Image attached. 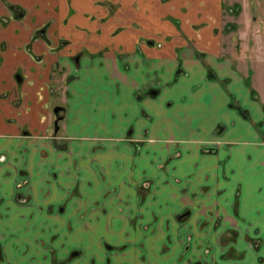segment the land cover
I'll return each mask as SVG.
<instances>
[{
	"label": "crops",
	"instance_id": "0c3cea01",
	"mask_svg": "<svg viewBox=\"0 0 264 264\" xmlns=\"http://www.w3.org/2000/svg\"><path fill=\"white\" fill-rule=\"evenodd\" d=\"M9 1L24 15L0 0L2 243L20 242L4 227L138 229L171 216L190 226L192 243L217 246L193 248L189 264H264V0ZM36 20L51 44L29 41ZM54 78L64 110L51 139L43 104H54ZM22 95L30 119L14 110ZM52 149L69 167L59 187ZM57 194L64 207L53 205ZM107 194L127 195V222H102Z\"/></svg>",
	"mask_w": 264,
	"mask_h": 264
},
{
	"label": "rangeland",
	"instance_id": "374dc122",
	"mask_svg": "<svg viewBox=\"0 0 264 264\" xmlns=\"http://www.w3.org/2000/svg\"><path fill=\"white\" fill-rule=\"evenodd\" d=\"M248 10H250L248 8ZM28 15V14H27ZM22 20V19H20ZM30 21V20H29ZM36 22V27H34L33 32H31L29 41L37 40L40 42L50 43V39L47 41V38L49 37L48 34V25L43 23ZM35 24V23H34ZM257 25L260 26V23L257 20ZM42 29L39 31V28ZM65 43V42H64ZM61 44V43H60ZM27 45V46H25ZM24 47L26 48V51H28V41L25 42ZM58 63V61H56ZM39 68V69H38ZM35 73L43 72V67H38ZM61 71L60 69H56L52 71V74H54L56 77H60ZM58 76H57V75ZM42 75V74H41ZM63 79H56L54 78L52 81L53 87L51 86V92L49 96H52L50 99L53 101V103H58V101L61 102L59 98V93H61V82ZM13 82L16 83V81L13 80ZM16 94V93H14ZM23 96L22 103L18 104L17 107H14V110H18L21 113L25 112V115L23 118L30 119L32 117L31 111L27 110V104L24 102L25 97ZM58 96V97H56ZM47 98H44V101ZM49 100V99H48ZM39 104V103H38ZM50 101H45V105L43 104L45 113H52L50 111L51 105L49 107ZM61 112V111H60ZM44 113V114H45ZM53 114V113H52ZM17 117V115L15 116ZM20 117V116H19ZM21 118V117H20ZM43 132V131H42ZM42 132H39V134H36V136H41ZM56 133L49 134V136L53 139L56 138ZM56 146H54L55 148ZM59 148V146H58ZM58 148H55L54 150H58ZM52 149V151H54ZM48 157L52 160L50 163H54L53 167H48L51 169L52 173V182L53 184H57L59 181V174L60 172H68L69 167H66V162L62 161L61 158H59L60 155H58L57 152L51 153L52 156L49 155L47 152ZM76 156V155H74ZM61 162H63V165H61ZM12 165H14L15 169L21 168V165L18 161L12 162ZM50 165V164H49ZM40 171V170H38ZM140 177V176H139ZM135 180V178H134ZM141 178H138L136 180V187L138 190V193H141L140 190H144L140 186L142 184ZM146 184V182H143ZM53 185V188L54 186ZM172 184L170 183L171 187ZM17 187H15L14 191L17 190ZM57 187L55 186L54 189ZM142 188V189H141ZM15 195V193H14ZM17 196L19 193H17ZM27 197H20L17 199V201L20 199L21 202H25ZM52 198L55 200L53 205L61 204L63 207L65 206V202L63 201V196L57 194L53 195ZM62 199V201H61ZM104 203L109 206L107 207H114L116 206V210H108L104 209L105 204L101 205L100 213L104 220L102 222L106 223L111 216L116 220H120L122 222H127V215L126 211H124L123 208V202H127V195L121 194V195H115V194H107L103 197ZM114 200L113 204L109 203ZM121 200V201H119ZM150 200V199H149ZM153 200V199H151ZM150 200V201H151ZM16 201V200H15ZM16 201V202H17ZM119 201V202H118ZM55 213H57L55 211ZM63 213H65L63 211ZM154 213L159 215H162L164 217L166 212L163 211H152L149 210L148 214L154 215ZM138 216L141 214L140 211H138ZM143 214H147L146 212H142ZM155 214V215H156ZM60 219V215L58 216ZM171 216L168 218L170 219L167 222H164V224H159L157 226L152 227L151 226V220L147 222H143L142 225L136 228L128 227H117L114 229V227H96V228H88V227H76V226H68L67 224L62 225V221L54 222L53 225L50 226H37V227H29V228H23L29 230V234L31 237V242H33L32 246L33 249H31L30 254H25L28 252L25 243L19 242L16 243L13 240L10 239V241H5L2 243L1 237H3L1 228H0V244L1 246V252L4 255L2 260L0 261L1 264H18L16 259L21 257V263L20 264H63L66 263L65 261L61 262V259H65L68 257L69 261H75L76 264H161L162 260L160 258H163L165 260H170L172 264H189V256H185V254H189L192 252L193 248H198L196 250H193V253H204L206 251H209L211 248H216V244L207 243L203 240V243L201 241L194 242V238H191L192 232H189V227L187 223L184 222L180 224L177 223L175 219L171 220ZM65 221V220H64ZM112 221L115 222V220L112 219ZM64 223V222H63ZM150 223V224H149ZM56 224V225H55ZM141 224V223H138ZM147 226H149V231L146 233L148 236H145L144 234L141 236L140 230L143 227V230H147ZM15 230H14V229ZM4 230H10L9 233H6V238H12V237H18L23 233V231H20L17 227H4ZM151 229V230H150ZM203 230V228H201ZM25 233V231H24ZM231 234V232H229ZM4 234V232H3ZM205 234H202L201 237L203 239ZM27 237V235H26ZM4 238V237H3ZM127 241H126V240ZM23 246L26 248L24 251H22L20 248H18L19 252H21V255H17V248H13V245L16 246ZM28 245V243H27ZM80 246V247H79ZM3 247V248H2ZM78 249L79 255L75 256L73 258L69 257V251L71 249ZM200 249V250H199ZM204 251V252H203ZM49 253L53 256L52 258L49 257ZM25 254V255H24ZM164 254V256H162ZM162 256V257H161ZM24 258V259H23ZM185 258V261L183 259ZM197 258V257H196ZM23 259V260H22ZM31 260V261H30ZM206 259H203V264ZM176 262V263H175ZM200 259H195V263L201 264L202 263Z\"/></svg>",
	"mask_w": 264,
	"mask_h": 264
},
{
	"label": "flooded vegetation",
	"instance_id": "af4514ba",
	"mask_svg": "<svg viewBox=\"0 0 264 264\" xmlns=\"http://www.w3.org/2000/svg\"><path fill=\"white\" fill-rule=\"evenodd\" d=\"M2 2L4 3V5L6 6V8H7V10H8V12H10L11 14H12V16L13 17H15V18H20V17H22L23 15H24V11H23V9L20 7V6H18L16 3H11L9 0H2ZM0 19H2V16H0ZM2 22V21H1ZM3 23V22H2ZM42 29V27L41 28H39V31ZM16 79L15 80H18V81H21V76L19 75V74H16V77H15ZM18 78V79H17ZM55 107H57V110H55ZM62 110H64V106L62 105V104H60V103H55V104H53L52 105V107H51V112L53 113V121H52V132L53 133H55V132H57L58 130H59V120L62 118V112H60V111H62ZM52 133V134H53ZM52 139V138H51ZM140 194V193H139ZM20 231H23V233L21 234V235H19L17 238H19L20 239V242H23V243H25V246H26V248L28 249V247L30 246L29 245V242H28V240H30L29 239V237H31L30 236V234H29V230H26V229H22L21 227L20 228H18ZM24 231H25V233H24ZM26 235H27V237H26ZM1 243V242H0ZM17 243V242H16ZM27 243H28V245H27ZM1 246H3V244L1 245L0 244V249H1ZM17 248L18 249V246H16V245H13V248ZM80 247V246H79ZM3 248V247H2ZM20 248H21V246H20ZM24 246H23V248H21V250H25L26 249ZM69 254V257L70 258H73V257H75V256H78L79 255V250L78 249H75V248H73V249H71L69 252H68ZM4 257V255L2 254V252H1V250H0V258L2 259ZM53 256L51 255V253H49V257L48 258H52ZM66 259H68V257L67 258H65V259H61V262H63V261H65V262H69V260H66ZM31 261V260H30ZM64 264V263H63Z\"/></svg>",
	"mask_w": 264,
	"mask_h": 264
},
{
	"label": "water",
	"instance_id": "95a60500",
	"mask_svg": "<svg viewBox=\"0 0 264 264\" xmlns=\"http://www.w3.org/2000/svg\"><path fill=\"white\" fill-rule=\"evenodd\" d=\"M55 110H57V107H55Z\"/></svg>",
	"mask_w": 264,
	"mask_h": 264
}]
</instances>
